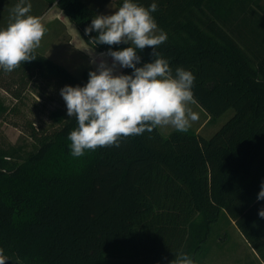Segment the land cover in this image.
Listing matches in <instances>:
<instances>
[{"label": "trees", "instance_id": "1", "mask_svg": "<svg viewBox=\"0 0 264 264\" xmlns=\"http://www.w3.org/2000/svg\"><path fill=\"white\" fill-rule=\"evenodd\" d=\"M54 2L95 50L126 46L97 44L96 32H84L108 0H36L31 14ZM157 3L153 15L168 34L157 53L194 73V101L210 119L229 108L233 114L209 138L157 127L74 157L68 134L76 120L54 110L58 127L40 136L32 128L37 146L26 155L0 147L5 264H167L181 250L205 264L222 240V221L264 264V200L256 199L264 179V0ZM15 4L0 0V17ZM33 55L11 72H38L59 88L88 79L90 69L75 76L36 49ZM140 55V63L150 60L151 47Z\"/></svg>", "mask_w": 264, "mask_h": 264}, {"label": "clouds", "instance_id": "2", "mask_svg": "<svg viewBox=\"0 0 264 264\" xmlns=\"http://www.w3.org/2000/svg\"><path fill=\"white\" fill-rule=\"evenodd\" d=\"M31 7V0H18L10 9L7 26L0 27V70L11 72L21 62L36 58L33 50L46 28L40 17L31 14ZM157 8V0L147 6L139 0H122L113 12L98 13L85 26V34L96 32L97 44L126 46L107 49L111 64L105 59L96 63L93 58L90 62L96 67L89 70L84 84H65L59 90L67 116L74 117L77 125L68 134L72 156L81 157L97 147L119 146L122 138L159 126L187 131L199 119L190 106L194 103V73L183 66L173 69L156 51L168 39L153 15ZM146 46L151 47L152 58L141 64L140 52ZM117 65L131 72L116 71ZM256 199L264 200V179ZM258 216L264 218V206L258 209ZM9 259L0 248V264ZM167 264L197 261L181 250Z\"/></svg>", "mask_w": 264, "mask_h": 264}, {"label": "rangeland", "instance_id": "3", "mask_svg": "<svg viewBox=\"0 0 264 264\" xmlns=\"http://www.w3.org/2000/svg\"><path fill=\"white\" fill-rule=\"evenodd\" d=\"M115 1L108 0L98 13L110 14L113 12L118 8ZM9 13L5 11L4 16L9 17ZM5 17H0V27L7 26L8 22L4 21ZM49 27L50 25L46 28L45 34L48 29L49 33L52 32ZM82 67L89 70L86 55ZM125 72H131V69L128 68ZM2 73H0V83L3 86H0V98L6 109L0 113V147L18 148V154L22 157L37 146V141L30 135L32 128L39 136L52 132L58 127V124L53 121L51 113L56 109H66V105L60 95L58 83L52 77H44L36 72L35 79L30 83L8 85L7 83L10 81L5 77L1 79V77L10 74L2 75ZM73 73L80 75V72ZM190 106L199 113V119L193 121L189 129L195 130L205 138H209L233 114V109L229 108L222 115L210 119L195 101ZM173 129L170 125L159 126L163 135H167ZM220 226H222V230L219 237H222V240L213 247L211 255L223 251V259L219 260L218 256L210 258L211 255H208L210 259L207 258L205 264H260L246 241L232 225L223 226L222 221ZM223 230L226 232L224 236Z\"/></svg>", "mask_w": 264, "mask_h": 264}, {"label": "crops", "instance_id": "4", "mask_svg": "<svg viewBox=\"0 0 264 264\" xmlns=\"http://www.w3.org/2000/svg\"><path fill=\"white\" fill-rule=\"evenodd\" d=\"M14 1L16 3L18 2V0ZM35 3L36 0H31L32 6H34ZM39 17L45 28L50 25L49 28L52 30V32L49 33L48 29L46 34L44 33L39 46L35 49L53 61L64 66L73 75H75L73 73L75 71L80 72L81 75L85 70L82 67L85 55L88 58L89 69H94L96 67V63H98L100 59H105L109 64L112 63V58L107 55L106 52L95 50L83 40L79 29L72 22H70L62 10L56 6V2H54ZM93 58H95L96 63L90 62ZM115 70L121 71L122 69H120L117 65ZM3 74L4 72L2 75ZM8 74L10 75L6 76L4 74L5 76H2L1 79L3 77L7 78V80L10 81V83L6 82L8 85H21L25 82L30 83L31 80H34L36 72H31L30 75L26 76H20V74L14 72H9ZM0 86H3V84L0 83ZM214 256H218L219 260L223 259V251L218 254H212L210 258H213Z\"/></svg>", "mask_w": 264, "mask_h": 264}]
</instances>
